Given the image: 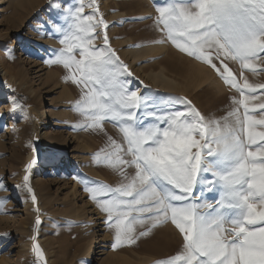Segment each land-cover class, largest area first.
Segmentation results:
<instances>
[{
  "label": "snow or ice",
  "instance_id": "obj_1",
  "mask_svg": "<svg viewBox=\"0 0 264 264\" xmlns=\"http://www.w3.org/2000/svg\"><path fill=\"white\" fill-rule=\"evenodd\" d=\"M156 12L154 27L161 36L152 42L171 43L210 66L239 93L232 100L236 107L221 123L207 119L186 98L169 101L171 106L161 110L137 95L120 79L127 66L109 46L106 31L104 47L94 45L96 29L108 25L85 15L81 0L79 7L68 9L67 26H57L63 47L45 63L62 65L65 80L80 87L74 110L83 117L82 129L102 128L110 121L122 135V141L109 138L110 150L101 149L94 157L121 182L115 187L93 182L84 190L107 214L114 250L171 223L182 243L175 255L154 264H264V130L257 131V126L264 129V102L249 107L264 84L252 85L243 71L241 84L225 63L257 71L254 62L264 58V0H166ZM178 104L186 108L176 109ZM28 180L26 175L24 187L31 193ZM206 193L216 194L214 204ZM6 202L0 198V212ZM40 224L37 218L34 230ZM136 225L144 230L137 232ZM32 250L39 264L40 246L33 243Z\"/></svg>",
  "mask_w": 264,
  "mask_h": 264
},
{
  "label": "rangeland",
  "instance_id": "obj_2",
  "mask_svg": "<svg viewBox=\"0 0 264 264\" xmlns=\"http://www.w3.org/2000/svg\"><path fill=\"white\" fill-rule=\"evenodd\" d=\"M165 2L95 0V4L89 6L91 0H83L84 14L102 18L108 25L106 30L102 26L96 29L98 35L93 43L97 48H103L106 31L109 46L127 66L128 71L120 79L158 109H167L171 106L168 102L176 98H186L207 119L223 123L221 118L236 107L232 100L238 99L239 93L225 85L210 66L180 52L171 43L152 42L161 36L154 27L156 6ZM80 4L81 0H0V58L5 61V72L15 75L10 80L0 73V96L3 97L0 99V184L4 185L0 189V198L7 201L4 212H0V264H18L21 257L32 264L28 235L34 212L21 184L22 167L32 153V111L40 119V137L42 129L50 134L53 127H59L65 137L67 151L66 156L56 157L58 174L47 190L45 207L40 196L44 215L39 239L44 238L45 246L41 244L49 264H154L175 255L182 243L178 230L171 223H166L153 229L148 237L138 239L135 244H125L114 250V230L105 223L107 214L84 190L86 184L92 186L93 182L113 187L121 182L116 172L104 163L97 164L94 157L101 149L110 150L109 138L122 141V135L110 121H104L102 128L82 129L83 117L74 110L81 96L80 87L71 80H65L68 72L62 65L45 63L54 58V50L58 52L63 47L57 38L62 37V33L56 31L57 26L65 28L68 9L74 10ZM155 45H164L166 54L148 53L137 58L129 54L132 48ZM214 63L219 66V61ZM225 63L238 80L243 71L252 85L264 84V58L254 62L257 66L255 73L249 69L242 70L237 62ZM162 67L166 75L174 78L179 85L167 89L151 81L150 77ZM195 68H200L202 73H196ZM239 82L242 84L243 80ZM39 93L44 97L42 110L35 106ZM245 94L253 95L246 90ZM254 95L256 99L249 101L250 108L264 102V89L258 88ZM7 97L12 104L4 102ZM174 107L179 110L186 108L184 104ZM42 111L48 115L50 112L61 114L65 119H52L49 124L41 115ZM243 114L241 108V117ZM254 115L256 119L261 118L259 110ZM261 130L264 129L257 126V131ZM41 140L44 149V140ZM103 155L104 152H101ZM49 165L45 155L34 174L42 177ZM128 171L132 173L134 169ZM206 197L208 202L215 203V193H206ZM136 230L144 229L136 225ZM6 233L9 234L7 237ZM13 238H18L25 245L24 255L11 241ZM90 251H93V258L88 255Z\"/></svg>",
  "mask_w": 264,
  "mask_h": 264
},
{
  "label": "bare ground",
  "instance_id": "obj_3",
  "mask_svg": "<svg viewBox=\"0 0 264 264\" xmlns=\"http://www.w3.org/2000/svg\"><path fill=\"white\" fill-rule=\"evenodd\" d=\"M158 52H160L161 54L165 55L166 54V47L164 45H155V46H147V47H144V48H141V49L132 48L129 51V54H132L133 58H137V57L142 56V55L145 56L148 53L149 54H157ZM169 56H171V55H169ZM24 60H25V58L23 59V61ZM4 67H5V61L1 57L0 58V68H1L0 69V73H3V75H2L3 78L8 76V78L10 80H12V78L15 75H11L10 73L5 72ZM190 67H192V66H190ZM194 70H195V72L197 71L196 73H199V74L202 73V71H199L200 68L198 70L195 68ZM17 75H18V73H17ZM170 75H171V73H170ZM19 76H22V73L20 74V72H19ZM150 79H151V81L154 84H158V86L161 87V88L169 89V87H176L177 85H179V83H177L174 78L169 77L168 75H166V71H165L164 67L160 68V71H158L157 73L153 74L150 77ZM156 82H158V83H156ZM185 84H186V82H185ZM181 87H183V86H181ZM31 93H32V91H31ZM2 98L3 97L0 96V99H2ZM38 98H39V101L37 103H36V100H35V106L39 107V108L37 107L38 110H40V109L42 110V103L44 102V97L41 95V93H39L38 94ZM4 102L5 103L9 102V104H12V101H11V99L9 97H7V99H5ZM15 115H16V113H14V116ZM41 115L43 116L45 121L48 122L49 124L53 121L52 119L56 120V118L57 119H62L64 117L61 114L58 115V114H53L51 112L48 115L46 111H42ZM0 116H1V114H0ZM63 119H65V118H63ZM56 121H58V120H56ZM41 138L44 140V149H43V151L44 150L46 151L45 152L46 153L45 154L46 155V161L49 162L51 165H49V167H47V170L45 171V173H44V175L42 177L38 176L37 173L34 174L33 184L38 188L37 192H39L38 193L39 198L41 196L42 202H43V206L45 207L46 200H48V196L46 195L47 190L50 189V186L52 185L54 177L58 174L57 162L55 161L56 157L57 156L58 157L66 156L67 151H66L65 137H64V135H63V133H62V131H61V129L59 127H57V126L53 127V131H51L50 134L46 133L45 128L42 129ZM45 155H44V158H45ZM29 156L27 157V159L29 158ZM61 164H63V162ZM25 206H26V204H25ZM41 206H42V204H41ZM43 215H44V213H43ZM72 216H73V214H72ZM72 219H75V218H72ZM11 241L15 242V245H16L15 247H17L19 252H21V254L24 255V253L26 251L25 245L18 238H16V239L13 238ZM40 242L44 244V238L41 237ZM44 246H45V244H44ZM88 255H89V257L93 258L94 257L93 251H90ZM17 261H19V260H17ZM4 263H6V262L4 261ZM18 264H28V262H27L25 257H21V259H20Z\"/></svg>",
  "mask_w": 264,
  "mask_h": 264
},
{
  "label": "water",
  "instance_id": "obj_4",
  "mask_svg": "<svg viewBox=\"0 0 264 264\" xmlns=\"http://www.w3.org/2000/svg\"><path fill=\"white\" fill-rule=\"evenodd\" d=\"M31 116L33 118V133H32V138H31V144H32V153L30 154L29 158L25 161L23 167H22V174H21V184L23 189L25 190L28 199L30 201L31 204V209L34 212V216L32 217L31 223H30V233L28 235V242H29V252H30V256H31V261L32 264H36L37 262V257L35 255V253L33 252V243H36L40 246V249L43 253V258L40 260L39 264H49L47 256H46V252L40 242L39 239V231H40V227L43 223V209L41 206V201L38 195V192L36 190V188L33 185V176H34V172L36 170V167L38 165H41L43 163V159H44V151H43V144H42V140L40 137V119L37 115V113L35 111L31 112ZM35 160V163L32 164V168L28 169V165L30 163H32ZM43 172L40 173V175ZM29 177L28 180V186L32 189V192L29 193L27 188L24 187V177L25 176ZM35 196V201H33L32 196ZM39 218L41 221V224L39 226V228H35V221L36 219ZM33 237H35V241L32 239Z\"/></svg>",
  "mask_w": 264,
  "mask_h": 264
}]
</instances>
